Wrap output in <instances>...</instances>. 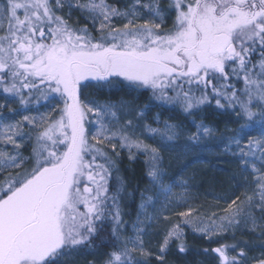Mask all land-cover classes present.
<instances>
[{"label":"rangeland","instance_id":"374dc122","mask_svg":"<svg viewBox=\"0 0 264 264\" xmlns=\"http://www.w3.org/2000/svg\"><path fill=\"white\" fill-rule=\"evenodd\" d=\"M170 2L171 0H0V58L10 48H4L3 45L7 43L11 29L17 28L10 18L11 10L20 11L16 18L25 19L27 30L32 29L33 25L37 27L41 20L37 13L42 10V5L47 4L69 26L75 28L84 24L89 29L86 27V31L81 30L92 39L100 37L107 40L110 36L117 39L115 43L123 45V49L131 44L135 47L144 46L160 35H167V51L171 55L169 63H172L177 52H173L170 45L183 39L182 42L187 47V40H192L193 30H200L198 23L193 28V17L200 18L201 15L208 18L212 16V12L193 11L190 13L189 26L186 27L177 21ZM33 16L37 17L35 23ZM184 19L186 20V15ZM208 24L209 22L206 27ZM58 26L62 27L61 24ZM208 29L214 28L210 26ZM177 32H180V36ZM20 37L25 39L22 35ZM29 42L26 46L32 50L29 52L25 49L23 60L36 66H45L47 57L44 56V50L42 53L36 51L34 41ZM196 47L204 52L205 44L201 43ZM57 58L59 74H67L69 62L66 57ZM6 65L8 64L5 62L3 67ZM99 68L102 70L98 71L104 73V65L101 64ZM148 72L149 76L157 73L155 70ZM71 75L76 82L83 81L84 78L99 80L92 71H79L74 67H71ZM119 88V85L112 82L100 86L99 90L109 94ZM165 88L159 92V98L152 97V103L140 106L123 99H99L98 92L92 93L84 89L81 102L71 101L70 95H67L65 104L58 95H53L54 98L46 105L32 108L20 107L23 99L21 93L12 92L11 95L4 96L1 90L0 177L23 180L33 169L36 170V152L43 151L47 144H52L55 138L63 136H56L59 131L52 133L54 129L60 128L59 122L68 121L75 135L77 126L73 119L74 112L79 118L77 125L82 128L88 140L103 151V155L117 164L125 159L127 162L141 161L145 166L147 185L137 197V203H133L130 194L124 195L123 189L117 191L110 187L109 190L115 191L117 206L115 205L114 213L107 216L106 222L99 223L104 231L101 228L97 230L99 235L103 236L104 232L106 236L111 224L119 223L116 241L122 247L121 254L126 259L119 261L115 258L114 263L160 264L170 246L182 241L187 233L208 242H215L223 237L264 234V108L257 112L254 120L242 119L235 128H214L203 120L202 110L191 116L186 124L173 119L172 110L178 108L181 99L167 98V86ZM137 93L138 90L134 92ZM82 113L86 122L81 117ZM77 146L78 142L72 147V155L63 175L60 170L66 161L56 167L57 173L51 177L38 175L17 200L0 210V264H19L20 261H31L33 264H110V256L105 251H89L84 247L62 251L67 246L60 243L64 239L63 229L71 222L67 219L66 210L80 196L83 198L82 204L89 202L85 187L93 192L95 187H105L103 169L100 166L96 168L98 173L102 172L97 180L83 167L77 154ZM221 156H229L238 161L242 188L236 193L231 191L226 197L212 198L210 194H200L198 186L192 182L190 168L198 164L199 160ZM184 160L188 163L185 164ZM91 161L85 165L88 170L95 167ZM14 173L15 175H11ZM118 177V172L115 171L114 178ZM54 184L60 187L47 190ZM97 193L100 194L101 191ZM43 194V205L52 203L58 197L56 207L52 205L53 212L48 216L41 213L35 227L22 234L25 222H31L29 210L38 206V200ZM47 194H54V198L46 197L49 196ZM20 207L24 210L21 219L18 216ZM26 215L28 220L26 218L23 221ZM14 235L21 236L17 240L20 245L15 246ZM50 239L56 241L54 246ZM11 244L14 247L6 253ZM5 253L6 258L2 259ZM263 259L264 253L249 252L246 258L240 259V264H264Z\"/></svg>","mask_w":264,"mask_h":264},{"label":"trees","instance_id":"16d2710c","mask_svg":"<svg viewBox=\"0 0 264 264\" xmlns=\"http://www.w3.org/2000/svg\"><path fill=\"white\" fill-rule=\"evenodd\" d=\"M171 1L177 5H180L181 2V0ZM19 12L11 10L10 14V18H12L13 24L15 23L14 26L18 30L17 28L16 30L11 29L8 41L3 45L4 48L6 46L10 48L6 55L0 58V91L2 90L1 93L4 96H9L12 92L15 94L21 93L23 95V99L20 101L21 108L42 107L54 98L53 95H58L59 99L64 100L65 103L67 95H70L68 71L65 75L59 74L60 71L50 73L43 70L44 66H36L23 60L25 49L29 52L32 50V48L26 46L29 40L34 41L36 51L41 52L44 50L45 57L51 55L66 57L69 62L68 67L71 65L79 71H90L82 68L79 64H83L87 68L96 67L100 70L99 66L104 65L103 58L112 51L130 53L139 58H150L170 65L169 58L171 55L168 54L169 50L167 51V35H160L155 40L145 43L144 46L135 47L134 44H131L130 46L127 45L128 48L123 49V45H117L115 43L117 39L114 40L110 36L107 37V40H102L100 37L96 40L92 39L89 34L82 31L83 29L84 31L87 30V26L85 27L84 24L75 28L69 26L55 15L47 7V4L42 5V10L37 13L38 16L40 15L41 20L36 28L33 25L32 29L25 30L28 24L23 17L20 20L16 18ZM185 15L181 11L175 12L179 24L188 27L187 19V22L186 20L183 23L181 22ZM33 17L35 23L37 17ZM243 19H231L226 23L210 22L217 32L234 37L238 49L244 53L240 63L229 64L226 67L225 75L214 78L212 84H195L191 80L178 78L174 72L162 69L159 66L109 56V67L107 73L103 75L104 77L92 71L99 80L84 78L85 80L76 82V79L73 78L77 96L82 101V92L87 89L92 93L98 92L99 99L108 98L112 101L123 99L140 106L144 103H152L153 100L151 99L153 98H159V92L164 91L165 86H167V98L170 100L181 99L178 108L172 110L173 119L176 121L187 124L188 119L199 114L201 110L203 111V120L218 130L225 127L235 128L242 119L252 121L256 118L257 112L264 108V20L259 22V26L255 28L242 26L244 24ZM17 20L19 22H16ZM58 24H61L62 27ZM180 32H177L179 36ZM90 34L94 35L91 31ZM4 35L7 37L6 34ZM20 35L25 39H21ZM94 36L92 37L94 38ZM182 40L170 45L173 52L179 53L181 48L186 47ZM29 44L31 45V42ZM113 48L115 50H111ZM5 62L8 65L3 67ZM149 70H155L157 73L149 76ZM109 80L119 85L120 88L107 94L99 90V87L106 85ZM137 90L138 93L134 94ZM171 94H174V96ZM81 117L86 122L83 113ZM59 124L60 128L54 129L52 133L55 134L59 131L56 136L60 134L63 136L55 138L52 144H47L46 149L43 151L36 152V165L38 166L36 170L33 169L23 180L0 177V210L10 202L17 200L29 185L37 179L38 175L45 174L44 178L51 177L57 173L55 169L59 164L66 161L60 170L61 172L69 164L74 144V134L68 121L64 120ZM89 145L91 151L84 147L77 149L78 157L83 167L97 180L102 176V172L98 173L96 168L100 166L103 169L105 175H103L104 180H102L105 182V187H95L92 196L86 197L90 198L88 203L82 204L83 198L81 196L76 198L72 202L73 205L66 210L67 219L71 222H69L66 229H63L64 239L60 243H65L67 246L63 247L62 251L73 247H84L85 250L89 251H105L110 256V264H119V262L114 263L115 258L119 261L126 259L121 254L122 247L116 241L119 223L113 222L106 236L103 232V236L100 237L97 229L101 228L100 230H103L99 225L101 216L105 213L107 218L115 210L116 195L115 191H109L110 187L117 191L123 189L124 195L130 194L133 203H137V197L147 185L145 166L141 161L127 162L125 159L117 164L111 158L103 155V151L99 150L98 146H94L90 141ZM90 161L95 166L93 170H88L85 166ZM114 170L118 172V178H114ZM240 171L238 161L229 156L202 159L190 168L192 182L198 186V192L203 195L210 194L212 198L226 197L231 191L238 192L242 188L240 186ZM11 175H15V173ZM59 187L60 185L54 184L49 190H56ZM99 191H101L100 194L97 193ZM47 195L49 196L46 197L54 198V194ZM44 201L43 198L40 201L42 204L38 203V206L36 205L38 207L36 214V207L29 210L28 215L31 222H25L23 233L35 227L41 213L46 216L49 213L51 214L53 212H51L52 205L56 207L59 199L57 197L52 203L49 202L43 205ZM41 205L43 207L40 210ZM20 208L18 216L21 219L24 210L22 207ZM26 218L27 215L23 218V221ZM48 233L49 229H47ZM20 237L14 235L15 246L20 245L19 242L17 244ZM55 242L50 239L53 246ZM12 247L14 245L11 244L6 253ZM249 252L252 254L264 253V234L252 233L234 238L223 237L218 241L208 242L204 238L187 233L182 241L175 242L170 246L169 252L160 264H240V259L246 258ZM6 253L2 256V259L6 258ZM19 264L33 263L31 261H20Z\"/></svg>","mask_w":264,"mask_h":264},{"label":"flooded vegetation","instance_id":"af4514ba","mask_svg":"<svg viewBox=\"0 0 264 264\" xmlns=\"http://www.w3.org/2000/svg\"><path fill=\"white\" fill-rule=\"evenodd\" d=\"M170 4L174 8V12H189L188 14H186V19L188 20V22L187 20L186 22L188 23V26L191 18L190 13H192L193 11L201 13L208 12L210 14L212 12V16H209L208 18L201 15L200 18L193 17V28L196 26V23H198L199 25L197 24V27H199L201 31L195 29L193 30L192 40H187V42H189L188 46L185 48H181L179 50V53L175 55L172 63H170V66H172L177 71L175 73L176 77L185 80H191L195 84H212L214 78L225 75L224 73L226 67L229 64H235L237 62L240 63L243 59L242 57L244 53L240 49H238L235 38H232L229 35V45H232L233 52L229 54L227 49H225L219 54L210 55V44L213 41L214 36L220 34L214 29L207 30V27L211 26V21L226 23L231 19L244 18V24H242V26H252L256 28L257 26H259V22L264 20V0H181L180 5L174 4L172 1L170 2ZM184 21L185 19L181 20L182 23ZM208 22L209 24L206 27ZM201 43L205 44L204 52H202V50L200 51V49L196 47ZM109 56L107 57V60L103 58L104 74L100 73L98 71L99 69H97L96 67H90L88 69L90 71L98 73L99 76L104 77L103 75L107 73L109 67ZM56 71H58V69ZM112 82L113 81L109 80L106 85ZM74 100L80 101L79 97L78 99L74 98ZM73 119L78 122L79 118H77V115L74 114ZM89 141L90 140H88L87 136L84 135L82 128L78 127L75 138V143L78 142L77 149H82V147H84L88 151H91L89 150L91 149ZM92 193L93 191H90L88 196H92ZM100 220L101 222H106L107 218L105 213L101 216ZM99 236L101 237V235Z\"/></svg>","mask_w":264,"mask_h":264},{"label":"water","instance_id":"95a60500","mask_svg":"<svg viewBox=\"0 0 264 264\" xmlns=\"http://www.w3.org/2000/svg\"><path fill=\"white\" fill-rule=\"evenodd\" d=\"M230 42V38L228 35L221 33V34H217L214 36L213 41L210 44L209 47V53L210 55L213 54H219L221 52H223L225 49H227L228 53L231 54L232 51V45H229ZM110 57H121V58H127L131 61H138V62H142V63H146V64H151L154 66H159L162 69H166V70H170L171 72L176 73L177 71L172 67L169 66L165 63H162L160 61L154 60V59H150V58H139L133 54L130 53H124V52H115L112 51L110 52ZM200 55V53H199ZM108 55H105L104 59L107 60ZM58 65V59L54 56H50L47 57L46 59V66L44 67V71L49 70L50 72L55 71V69L57 68ZM82 68H87V66L83 65V64H79ZM68 79L70 82V93H71V101L73 100V98H77L78 97L75 95V87H74V83L72 80V75H71V68L69 66L68 69ZM68 166H66L63 171H62V175L65 171V169H67ZM85 193L88 194L90 192V189L85 187ZM45 195V194H44ZM44 195L42 196V199L44 197Z\"/></svg>","mask_w":264,"mask_h":264}]
</instances>
